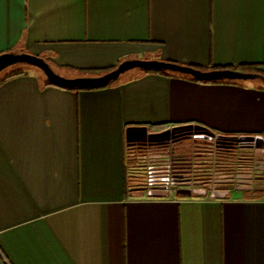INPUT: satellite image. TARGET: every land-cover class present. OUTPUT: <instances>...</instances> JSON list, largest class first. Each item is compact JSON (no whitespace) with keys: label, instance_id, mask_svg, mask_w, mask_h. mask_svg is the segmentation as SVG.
<instances>
[{"label":"crops","instance_id":"0c3cea01","mask_svg":"<svg viewBox=\"0 0 264 264\" xmlns=\"http://www.w3.org/2000/svg\"><path fill=\"white\" fill-rule=\"evenodd\" d=\"M5 52L65 77L135 58L264 72V0H0ZM18 70L0 82V264H264V146L245 147L262 157L260 180L218 182L223 198L185 184L149 195L128 149L141 126L264 143V82L132 68L77 89Z\"/></svg>","mask_w":264,"mask_h":264},{"label":"rangeland","instance_id":"374dc122","mask_svg":"<svg viewBox=\"0 0 264 264\" xmlns=\"http://www.w3.org/2000/svg\"><path fill=\"white\" fill-rule=\"evenodd\" d=\"M23 68L27 69L29 65L13 64L2 70L0 77L15 69ZM249 81L263 83L258 79ZM168 129H170L169 137L163 135L162 138L150 140L138 136L140 138L135 137L128 141V149L134 154L137 164L134 166L136 177L140 180L141 186L151 184L152 178L165 177L171 180L179 179L172 180L174 189L180 184H185L194 191L196 188L212 189L218 182L224 183L223 186L229 188L243 185L250 189L254 181L260 180L263 160L254 149L253 154L237 142L221 144L220 140L210 137L208 131L201 128L188 127L178 131ZM169 164L172 166L170 175L166 167ZM191 176L195 181H204L202 182L204 184L196 185L192 180L185 179Z\"/></svg>","mask_w":264,"mask_h":264},{"label":"water","instance_id":"95a60500","mask_svg":"<svg viewBox=\"0 0 264 264\" xmlns=\"http://www.w3.org/2000/svg\"><path fill=\"white\" fill-rule=\"evenodd\" d=\"M24 63L38 68L45 76L48 82L66 88H88L100 87L115 80L121 73L132 68L142 70H163L173 73H179L192 76L201 80H254L259 79L264 82V75L258 72H243L232 68H213L199 69L191 65H183L171 61L157 59H126L120 62L114 69L97 76H77L65 77L51 67V65L42 57L26 53V52H5L0 54V72L5 68L17 64ZM128 133L135 138L142 136L150 140L162 138L163 135L169 137L170 129H165L159 132H148L147 127H130ZM140 138V137H138ZM242 140L250 142L249 147L262 148L264 146L263 138L260 135H246L229 138L223 142H241ZM149 195L167 196L166 188H151L148 191ZM229 193L227 189H213L210 193L211 197L223 198Z\"/></svg>","mask_w":264,"mask_h":264},{"label":"trees","instance_id":"16d2710c","mask_svg":"<svg viewBox=\"0 0 264 264\" xmlns=\"http://www.w3.org/2000/svg\"><path fill=\"white\" fill-rule=\"evenodd\" d=\"M193 67L199 68L197 66H193ZM213 68H232V69H236V70L243 71V72H258V73H261V74L264 75V72L257 70L256 67L254 65H251V64H242V65H239L237 67H230V66L229 67H219V66H215ZM144 71L148 72V71H153V70H144ZM154 71L161 72V73H164V74H167V75H180V76L186 77V78H188V79H190L192 81L205 82V83H233V84H237V83H239V81H241V80H230V79H224V80H201V79H196V78H194L192 76H189V75L173 73V72H169V71H163V70H154ZM21 72H22L21 70L16 69L13 72H10L9 74H5V75L0 77V82H2L6 78H8V77H10V76H12L14 74H18V73H21ZM46 83L47 84H53L51 82H48L47 80H46ZM108 84L100 86V87H88V88H90V89H92V88H101V87L107 86ZM77 89H79V88H77ZM207 133H208V135L210 137H212V138L215 137V140H220L221 144H225V142H223V140H229V138H234V137H237V136H246V135H227V134H222V133H219V134L215 135L212 132H207ZM221 144H219V145H221ZM231 144H234V143L231 142ZM237 144H239V145L241 144L240 145L241 147H247L250 144V142L242 140L241 142H237ZM221 146H223V145H221ZM186 179L187 180H192L193 182H195L196 185H201V183L204 182V181H198V180L195 181L192 176L189 177V178H186ZM202 184H204V183H202Z\"/></svg>","mask_w":264,"mask_h":264},{"label":"built area","instance_id":"2783aa9c","mask_svg":"<svg viewBox=\"0 0 264 264\" xmlns=\"http://www.w3.org/2000/svg\"><path fill=\"white\" fill-rule=\"evenodd\" d=\"M167 169H168V173L169 175L172 174V166L169 164V165H166ZM188 172V171H187ZM186 179V178H185ZM172 180H179V179H172ZM172 180L169 179V178H165V177H162L161 179H155V178H152L150 181H151V184H149V186H152L151 188H166L168 190V195H173L175 190L172 186ZM182 180V179H180ZM214 188L212 189H206L205 190L203 188H196L194 191L192 188H191V191L192 192H195V193H200L202 191H205V192H210L213 190ZM210 195V194H209Z\"/></svg>","mask_w":264,"mask_h":264}]
</instances>
